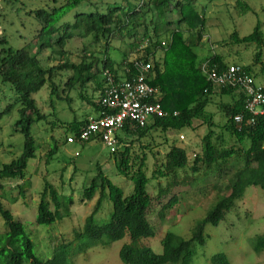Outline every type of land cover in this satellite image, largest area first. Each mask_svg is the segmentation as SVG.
Wrapping results in <instances>:
<instances>
[{"label": "trees", "instance_id": "obj_1", "mask_svg": "<svg viewBox=\"0 0 264 264\" xmlns=\"http://www.w3.org/2000/svg\"><path fill=\"white\" fill-rule=\"evenodd\" d=\"M40 1L44 5L30 11L40 21L33 37L40 43L38 52L31 51V42L14 48L6 35H0V80L14 95L0 109V121L16 113L13 133L22 135L21 144L9 143L14 148L10 152L11 160L0 161V216L4 221L0 232V264L69 263V244L65 242L55 245L48 259L36 255L25 224L5 206L4 190L9 186L25 199L26 190L32 186L28 168L38 157L39 148L34 125L45 123L48 131L64 129L66 143L69 136L77 137L86 125L87 115L71 121L59 118L57 100L72 108L76 97L100 114L105 110L102 98L106 90L114 84L137 80L143 73L141 63H151L146 82L156 89V95L150 101L159 102L167 114L153 117L145 126L126 124L116 135L118 146L115 151L110 149L109 159L114 161L117 173L133 184L131 194L126 195L124 188L115 184L97 163V173L89 184L83 185L81 192L85 201H92L97 194L99 198L84 224L75 229L76 239L87 240L78 246L75 254L127 238L120 251L124 264H193L192 247L194 243L206 244V225L218 226L226 220L248 187L255 185L264 191V114L253 117L246 108L248 95L242 87H218L210 78L212 70L222 73L237 65L256 79L260 76L264 79L262 24L258 21L253 32L244 36L233 29L227 39L210 43L209 54L201 57L199 52L206 48L213 3L227 2L241 15L254 12L253 7L247 0ZM76 10L74 20H66ZM173 12L177 19L170 16ZM80 38L90 41L80 49L79 60L73 61L69 46ZM252 44L256 45V51L249 64H230L223 54L214 50L217 45L250 47ZM46 50L50 52V64L41 57ZM42 89L49 90L48 105L53 108L50 113L43 111L36 97ZM226 97L233 98L227 101ZM213 102L222 118L225 117L221 122L216 121V112L209 110ZM237 115H243L241 123L236 121ZM195 120L209 128L202 138V148L193 150L191 156L174 139L163 153L161 146L169 143L167 134L173 130L180 133L186 127L197 130ZM153 130H160L166 140L155 145ZM52 139V147L46 145L47 152L40 160L46 165L56 158L59 149L57 134ZM94 141L104 144L100 136L75 143ZM3 146L0 142V147ZM212 176L219 181L213 185L214 190L220 189L222 178H228L222 187L229 193L218 191L215 204L196 224L190 239L168 231L162 238V253L143 244V239L156 235L157 227L164 224L185 195L190 191H206L205 185ZM202 178H206L205 184L200 182ZM42 179L44 185L35 221L49 226L70 215L75 199L72 194L64 193L63 183L61 188L56 187L47 173ZM13 196L17 200V194ZM105 200L112 202V208L109 218L100 216L105 220L101 223L97 215ZM152 215H156L155 221ZM251 245L257 254H264V233L256 235ZM211 261L232 264L222 252Z\"/></svg>", "mask_w": 264, "mask_h": 264}, {"label": "rangeland", "instance_id": "obj_2", "mask_svg": "<svg viewBox=\"0 0 264 264\" xmlns=\"http://www.w3.org/2000/svg\"><path fill=\"white\" fill-rule=\"evenodd\" d=\"M125 3L126 0H118ZM253 7L254 12L247 14H238L233 6L227 2L218 1L211 5L209 10L210 28L206 38V48L200 49V56L204 57L210 53L208 46L211 42H217L227 39L233 29L244 36L253 32L258 21L262 24L264 32V0H247ZM44 5L40 0H0V35L4 34L9 39V43L14 48H21L31 42L29 48L35 54L40 49L39 41L34 40L40 21L30 14L31 10ZM201 7V5H200ZM175 9L173 6L171 7ZM80 10V9H79ZM76 11L70 13L66 20L73 21ZM169 15V14H168ZM172 19H177L176 12L170 14ZM90 39L80 38L69 46L71 50L72 60L78 61L80 49ZM209 42V43H208ZM119 45L118 41H115ZM210 44V45H209ZM256 45L248 46H225L217 45L214 50L223 54L229 63L249 64L254 60ZM237 52L241 55L236 56ZM264 52V49H263ZM48 50L41 54V57L47 64ZM260 78V77H258ZM41 108L44 112L50 113L53 108L48 105L49 90L42 89L36 96ZM14 98L13 92L9 86L4 85L0 80V109L4 108ZM214 103V104H213ZM209 106V110L216 112V121L221 122L222 118L218 112L215 102ZM58 116L63 121H71L74 117L82 118L85 115H97L98 113L86 103L80 102L76 97L72 108L68 107L66 102L59 100L55 103ZM16 119V113L5 116L0 121V142L4 143L0 147V161L8 162L12 158L10 152L14 150L9 145L10 142L21 144L22 135L14 134L12 122ZM197 130L186 127L179 131H170L167 134L169 143L161 146L163 153L169 149L174 139L176 143L185 147L192 156L193 150L202 148V138L208 133V126H203L200 120L194 122ZM49 126L45 123L36 124L33 132L37 137L39 148L37 150L38 157L30 162L28 174L32 186L25 192L26 200L18 194V190L7 187L4 190V203L9 208L16 219L21 220L26 230L31 236L35 244V253L42 259L52 257L55 245L67 243L70 259L68 264H124L121 260L120 251L122 246L128 242L127 238L115 241L107 246H95L87 252L75 254L78 246L87 240L76 239L75 229L80 228L88 215H90L97 203L99 195L92 201H85L82 196V188L84 184H89L92 177L97 173V163H100L102 169L108 173L109 178L118 186L123 187L125 194L129 195L133 192V184L124 176L117 173L115 164L111 157L110 149L100 141L82 143H66L64 129L57 127L54 131H48ZM216 129V128H215ZM220 130V129H219ZM224 132L230 137L229 133ZM57 134L59 141V149L56 158L46 165L40 162L41 158L46 154V145L52 147V136ZM152 135L155 137L156 144H160L166 140V136L160 130H153ZM184 135V139L181 138ZM66 169L63 173L61 170ZM48 174L49 180L61 188L63 183L64 193L72 194L75 202L71 206V213L62 219L57 220L52 225H39L36 223L37 204L40 199V193L43 190L42 175ZM62 174V175H61ZM218 178L211 177L208 184L205 185L206 191H190L182 199L180 205H177L167 220L160 227H157L156 235L151 238L143 239V244L150 246L156 253L163 252L162 238L168 232H174L186 239H190L193 235L196 224L206 217L209 210L216 202V195L222 189L221 193L228 194L229 191L224 189L228 182V178H222L224 182H220V189L214 190L213 185ZM206 178H202L200 182L205 184ZM222 183V184H221ZM150 190V189H149ZM17 194L16 200L13 194ZM26 201V203L24 202ZM112 202L105 200L104 206L98 213L99 222L109 218ZM107 214V217H106ZM101 216V217H100ZM152 221L156 220V215L151 216ZM3 219L0 216V232L4 229ZM264 233V191L261 187L252 185L246 190L242 199L236 200L232 211L226 220L222 221L218 226L211 223L206 225L205 236L206 244H193L194 261L193 264H213L212 257L217 253H225L232 264H264V254H257L252 248V239L259 234Z\"/></svg>", "mask_w": 264, "mask_h": 264}, {"label": "built area", "instance_id": "obj_3", "mask_svg": "<svg viewBox=\"0 0 264 264\" xmlns=\"http://www.w3.org/2000/svg\"><path fill=\"white\" fill-rule=\"evenodd\" d=\"M140 66L143 73L137 80L114 84L106 90L102 98L105 110L97 116H89L77 137L69 136L68 143L87 142L94 136H100L104 144L115 151L118 146L116 135L126 124L145 126L153 117L166 116L167 113L159 102L150 101L156 95V89L146 82L151 63H141ZM210 78L218 87H242L248 95L246 108L253 117L264 114V82L258 81L241 66L231 65L222 73L212 70ZM242 120L243 115L236 116L238 123ZM181 138L185 137L181 135Z\"/></svg>", "mask_w": 264, "mask_h": 264}, {"label": "crops", "instance_id": "obj_4", "mask_svg": "<svg viewBox=\"0 0 264 264\" xmlns=\"http://www.w3.org/2000/svg\"><path fill=\"white\" fill-rule=\"evenodd\" d=\"M233 64H234V63H233ZM262 80H264V79H263V78L260 76V78H258V81H260V82H261ZM262 82H264V81H262ZM232 98H233V97H232ZM232 98H230V97H229V98H228V97H226L227 101H231V100H232ZM219 99H220V98H219ZM97 115H98V114H97ZM97 115H96V116H97ZM90 116H95V115H90ZM195 121H196V120H195ZM194 125H195V124H194Z\"/></svg>", "mask_w": 264, "mask_h": 264}]
</instances>
